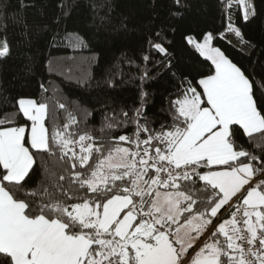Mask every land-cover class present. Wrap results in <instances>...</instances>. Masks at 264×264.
I'll return each instance as SVG.
<instances>
[{
	"label": "snow or ice",
	"instance_id": "1",
	"mask_svg": "<svg viewBox=\"0 0 264 264\" xmlns=\"http://www.w3.org/2000/svg\"><path fill=\"white\" fill-rule=\"evenodd\" d=\"M221 6L227 31L240 36L231 18L237 9L245 20L255 15L251 0ZM215 38H185L211 61L209 74L197 87L189 82L173 102L172 123L159 129L142 102L131 117L123 110L105 117L109 129L134 125L132 134L97 142L73 131L79 122L71 113L49 128L47 103L17 100L27 122L0 120V264H264V143L254 145L256 154L236 139L264 137V107ZM150 44L167 54L162 43ZM9 53L0 42V58ZM38 156H55L67 175L29 186Z\"/></svg>",
	"mask_w": 264,
	"mask_h": 264
},
{
	"label": "trees",
	"instance_id": "2",
	"mask_svg": "<svg viewBox=\"0 0 264 264\" xmlns=\"http://www.w3.org/2000/svg\"><path fill=\"white\" fill-rule=\"evenodd\" d=\"M251 3L255 15L247 20L234 10L231 23L241 33L236 36L227 31L221 0H0V42L10 49L0 58V120L12 121L4 126L26 123L17 100L27 97L48 104L49 128L71 113L79 122L73 131H88L97 142L132 134L134 125L109 129L105 117L121 110L131 117L142 102L150 127L170 125L173 102L189 82L197 87L211 66L185 38L207 32L216 37L213 46L254 82V99L264 107V0ZM150 41L162 43L167 54ZM146 55L150 62L142 59ZM145 69L150 79L141 80ZM236 139L256 154L254 145L264 143L260 134L249 141L238 132ZM65 167L55 156H38L29 186L54 182L67 175Z\"/></svg>",
	"mask_w": 264,
	"mask_h": 264
},
{
	"label": "crops",
	"instance_id": "3",
	"mask_svg": "<svg viewBox=\"0 0 264 264\" xmlns=\"http://www.w3.org/2000/svg\"><path fill=\"white\" fill-rule=\"evenodd\" d=\"M191 251V250H190Z\"/></svg>",
	"mask_w": 264,
	"mask_h": 264
},
{
	"label": "rangeland",
	"instance_id": "4",
	"mask_svg": "<svg viewBox=\"0 0 264 264\" xmlns=\"http://www.w3.org/2000/svg\"><path fill=\"white\" fill-rule=\"evenodd\" d=\"M226 218V217H225Z\"/></svg>",
	"mask_w": 264,
	"mask_h": 264
}]
</instances>
